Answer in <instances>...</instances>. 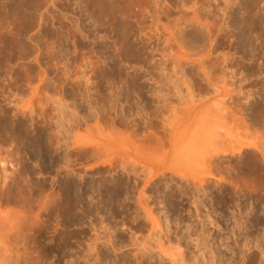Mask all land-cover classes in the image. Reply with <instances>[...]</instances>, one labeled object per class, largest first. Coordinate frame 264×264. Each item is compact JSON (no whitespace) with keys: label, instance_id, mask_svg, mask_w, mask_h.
<instances>
[{"label":"rangeland","instance_id":"obj_1","mask_svg":"<svg viewBox=\"0 0 264 264\" xmlns=\"http://www.w3.org/2000/svg\"><path fill=\"white\" fill-rule=\"evenodd\" d=\"M260 13L264 15V0H0V247H5L4 250L0 248V264H7L9 260V264H26L24 262L26 256L29 259L39 255L41 259L35 264H84L87 258L90 257L88 260L92 261L94 257L91 258V256L98 254H100L99 264L102 262L105 264L106 258L102 257L104 255L107 257L106 260H110V263L107 261V264H115L121 260L126 264L123 258L126 255L124 253L129 254L126 256L128 257L126 258L128 259L127 264H137L142 259L134 262V257L138 256L140 249L146 248V246L149 249L146 248L145 251L152 255H154L152 252H155L157 259L155 255L153 257L149 255L151 258L144 257L146 262L143 260L139 264H183L181 263L182 259L184 264H229L230 262V264H240V256L239 258L235 257V254L237 256V252L243 247L244 240L242 238L246 234L252 237L259 235V231L252 229L251 234H249L245 230L246 222H244L245 225L244 223L242 225L240 223L234 224V218L228 213L231 210L235 211L232 207L229 211L227 210L226 215L222 214L220 209H214L216 212L212 209L215 213L212 212L211 204L213 201L205 198L206 190L207 192L208 189L214 191L217 187L216 184L222 185V188L226 186L227 189L233 187L230 181V186L226 181V178L227 180H231V178L228 179L229 176L223 172H221L222 174L213 172L214 174L211 175L214 177L208 175L209 169H207L208 163L206 161L222 160L219 162L224 166L233 161L231 164L233 165L244 154L250 155L253 152L257 154L258 152L250 147L252 140L256 138L259 140L261 133H263L262 137L264 138V125L259 126L257 124L259 128L262 127L259 129L256 124H251L248 113L244 114L243 110L241 112L242 107L240 105L247 106L257 97L256 91L254 94L252 93L255 88L257 90V87L252 85L254 78L249 77V80L252 78L250 82L241 73L246 72L244 70L246 68L263 63V58L256 55L250 60L246 59L242 50H239L238 43L240 42V33L243 30L251 29L253 31V24L251 26L250 24L254 22V19L256 22ZM261 27L263 28L261 29ZM261 27L260 31L262 32L264 23ZM197 31L203 32L204 37L198 36ZM184 33L193 37L192 42L185 40ZM238 62L241 64L238 65ZM260 69L262 70V67ZM259 76L264 77V70ZM238 89L242 90V94L245 95H240L241 92ZM236 93L240 94L237 95ZM247 94L250 95L244 98ZM240 96L242 97L240 98ZM243 98L247 104L242 101ZM248 98H251V101ZM145 100L147 101L145 102ZM132 103H137L139 107L136 108ZM141 106H143V110ZM207 109L210 110L207 111ZM217 110L222 112V114L219 113V115H223L222 117L216 115L218 114ZM210 112L211 114L215 113V115L212 116ZM225 113L227 114L225 115ZM153 114H156L155 118H153L155 116ZM140 115L143 116L139 117ZM147 115L148 117L151 116L152 119L146 118ZM224 115L226 116L225 119ZM118 116L123 117L124 120L129 118L130 126L128 121L125 122L123 118L122 120L118 119ZM231 116L234 117L233 120L230 118ZM243 116L249 120L246 121L247 123ZM139 118L142 120L151 119L153 122L157 118L156 129L148 128L146 132H144L145 129L144 131L139 129V132L136 131L138 133L136 136L142 132L141 136L144 139L145 134L147 135L149 132L151 134L161 132V134L158 133L159 135L156 133V136H158V140L163 138L162 141L159 140L158 142L157 140V150L162 152L158 151L157 154V150L153 148L154 151L152 152L155 155L151 151H148L150 153L148 155V152L145 151L147 149L144 152L140 150V154L135 155L133 149L137 143L141 142L142 138L138 136L141 139L137 141V137L132 136L135 132L131 135L133 128L130 130V127L133 123L143 126V121ZM226 119L229 120L228 123ZM121 123L123 126L120 125ZM240 124L244 125L243 129ZM245 124H248L247 132L244 130L246 129ZM127 125L129 128L126 127ZM230 126L232 127L230 128ZM160 127H162L161 130ZM109 129L118 133L119 137L112 135L113 132H109ZM242 130L245 133L241 132ZM249 130L253 132L251 133ZM126 131L127 133H125ZM147 131L149 132L147 133ZM236 131L239 132L238 135L243 133L247 139L242 134H240L242 137L238 136ZM41 135L42 137H40ZM128 136L132 141L135 139L133 148L131 146L134 144ZM24 138L26 142H24ZM41 138L45 139L44 142L47 141L46 143L50 147L48 149H51L48 150V154L46 152L45 160L35 155L34 147L25 146L28 144L27 139L29 144L34 145L35 141L38 142L42 140ZM263 140L261 139L260 142L264 143ZM101 141L103 142L101 143ZM223 143L228 145L225 147V150H228L225 151L227 154L223 153L224 147L221 148ZM239 143L240 145L245 144V147L243 146L244 148L240 151L237 150L240 147ZM97 144L104 152L101 151L102 154L100 152L101 155H98V158L94 154V157L91 158L92 156H89L92 154H89L90 150H88L89 152L84 151L83 148L86 150L91 148V145L98 147ZM192 145L194 146L192 147ZM103 146L108 148L104 150ZM213 146L217 147L218 150ZM194 147L195 149H193ZM232 147L236 150L233 154L231 153ZM82 150L88 153L84 155ZM174 150L177 151L173 153ZM210 151L211 153H209ZM53 152L54 154H52ZM64 152L66 156L67 153L70 156H67L69 163L66 161L64 164L66 166L63 169L59 165L63 164L60 159ZM110 153L118 156L123 153L124 156H127L125 160H120L125 158L123 155L120 158L116 156L117 159L114 162L111 158H114L115 155L110 158ZM142 153L147 155L145 154L143 157ZM52 155L53 157H51ZM156 155L162 157L160 156L158 159ZM107 156L110 161H113V164H125L127 168L129 164L130 167L136 165L134 167L138 170L134 167L131 170L129 167L127 170V168L124 167L123 169L119 164L117 166L115 164V168L119 169L118 166L120 170L122 168V173L129 171L130 176L132 171L136 170L138 171L136 173H139L142 178L149 177L150 174L143 176L145 172L142 171L146 170L148 173L147 169L149 168L150 173L152 168L155 169L156 165L159 166L162 172H159V176L155 177L161 180V184H165V187L161 185L163 188L170 186V184L176 185L173 188L177 185L180 186L177 187L180 192L176 188V191L179 192H177L178 195L182 194H180L181 197L177 196V198H181L180 202L179 198L177 200L178 206L181 205L184 211L189 209L190 213L185 211L188 213L186 215L182 211L180 215H177L178 218L173 216V214L178 213L171 211L168 213L167 207H165L167 205L164 202L160 204L158 202L159 197L157 198L156 194L153 196L154 193L151 194L154 189L151 187L152 179L146 185L143 182H141L143 186L142 184L137 185H140L139 189L144 190L143 187L147 189L144 190L146 192L143 196H146V201L144 197L143 202L146 205L144 207H147L146 210L149 212L151 210L150 216L154 219V221L151 219L152 223L147 220L148 218L143 219L141 214V219L138 218L136 223L135 220H133L134 222L131 220L133 218L127 219L128 216L126 217L130 212L139 210L137 203H131L136 200L139 193V190H136L137 186L133 187L134 190L133 188L130 189L129 200H126L127 203H130L127 205L128 207L125 201L122 206L114 207L116 210L121 209V207L123 209L118 214L119 218L118 215L115 217L116 219L110 217L106 211V213L102 212V215L100 213H98L99 215H82L78 220L66 223L68 220L61 222L64 218H60L57 209L56 212L53 210L52 214L49 213L52 211L50 208L55 205H52L53 201L50 198L53 196L57 200V197L60 196L55 197L57 192H60L58 187L60 182L56 183L58 176H61L58 181H64L68 178L65 171H73L72 173L76 178L81 175L84 180L80 177L81 180L78 179L77 181L74 176H70L77 182L81 181L77 184L81 188L86 184V180L97 179L98 175L93 170H101L104 166L99 160L102 158L105 160ZM176 156L181 157L178 159L175 158ZM55 158L57 159L55 160ZM130 158L131 161L133 160L132 162ZM138 163L141 166L139 168ZM117 169L115 170L117 171ZM153 169L152 173L154 172ZM164 173L166 177L171 176V178L165 179ZM215 173L217 174L215 175ZM173 175H176L177 178ZM221 177L225 181L220 180ZM194 179L198 181L196 182ZM200 179L205 180L204 182L201 181V185ZM219 181H222L220 185ZM82 183L84 184L82 185ZM193 183L196 185L195 187ZM148 185L152 190L147 187ZM197 186L198 190H196ZM193 187L195 189L193 191L199 194H195L197 199L191 193ZM184 190L188 191L187 194L190 199L181 192ZM204 190L205 194L202 193ZM201 195L203 197L199 198ZM30 198H32L31 201ZM182 198L187 199L184 201ZM88 200L89 198H84L83 202ZM208 201L211 203L208 204ZM55 202L58 203V201ZM93 203L95 204V200ZM194 203L199 207L197 208ZM130 205L132 207L134 205L136 209L129 208ZM123 206L129 210L127 211ZM185 206L186 209H184ZM131 208L132 210H130ZM77 209L80 211V208ZM245 211L247 210L244 209L243 215L240 213L241 211H236L235 218H238L237 216L240 214L243 216L240 222H243L246 218ZM124 212L125 214H123ZM104 217L105 219H103ZM33 220L35 223L32 222ZM209 221H213V224ZM138 223L139 225H137ZM26 224L33 227L30 228ZM8 225L9 227H6ZM223 228L228 232L224 230L226 232L224 233ZM189 229L191 230L188 231ZM60 230L65 233L66 239L68 238V245L64 250L65 257L64 255L62 257V253L58 250L59 246L55 244L58 238L56 234L60 233ZM219 230L223 232L224 241ZM116 234H121L120 238ZM240 235L244 236L241 237ZM15 236H18L17 239ZM112 237L116 245V247L114 245V250L103 243H107L106 238L112 239ZM30 238L32 240L35 238L34 244L33 241L29 240ZM134 238L137 240L134 241ZM91 244H97L99 247H95V249L98 251L99 248L98 252L101 251L102 254L104 252V255L95 251L94 248L92 249ZM7 245L8 249L12 246L9 249L12 254L9 253L8 249L5 250ZM228 247L234 253L227 249ZM260 248L264 250V241L260 242ZM161 249L164 251L162 252ZM21 250L28 251H22L21 254ZM93 250L95 253L93 252L92 255L89 252ZM135 252H137L136 255ZM157 255L163 256V259L159 260ZM179 256L181 257L180 262L178 261L180 260ZM13 257L17 259L14 260ZM114 257L115 259H113ZM121 257L122 259H120ZM173 257L178 260L172 262L171 258ZM30 263L32 261L30 262L29 259L28 264Z\"/></svg>","mask_w":264,"mask_h":264},{"label":"bare ground","instance_id":"obj_2","mask_svg":"<svg viewBox=\"0 0 264 264\" xmlns=\"http://www.w3.org/2000/svg\"><path fill=\"white\" fill-rule=\"evenodd\" d=\"M261 7V6H260ZM259 10H261V9H259ZM262 11H263V9H262ZM243 12V11H242ZM244 12H246V11H244ZM249 17V16H248ZM245 18V17H244ZM247 18V17H246ZM245 21V20H244ZM262 23H264V15L263 14H261L260 13V17L258 16V18L256 19V22H255V19H254V22L252 23L251 22V24H250V26L253 24V26L252 27H254V29H253V31L251 30V29H248V27H246L248 30H241L242 32L240 33V35L241 36H239L240 38H239V41L240 42H238L239 43V50L241 51L242 50V52H243V55L246 57V59H248V60H250V59H252V58H254L256 55H258V56H261L262 58H263V63L261 62H259L260 64H258V65H254L255 67H249V68H246V69H244V70H246V72H245V74H244V72L243 73H241V74H243L244 76H245V78L247 77V79L249 80V77H253L254 79L252 80V78H251V80H252V85H254V86H256L257 87V90H256V88H255V90H253V94H254V91H256L255 92V94L257 95V97H255L254 98V100H250L249 98V100L251 101V103H249L247 106H245V108H243L244 106H243V104H240L241 103V100H240V105H241V107L243 108H241V112H242V110H243V112H244V114L246 113H248V117H249V120H251L250 122H251V124H258L259 126L261 125H264V77H261V76H259L260 74H261V71H263L264 70V37H263V31L264 30H262V32L260 31V27L262 26ZM246 26H248V25H246ZM246 28H244V29H246ZM250 28V27H249ZM263 27H261V29H262ZM198 33L197 34H199L198 36H200L201 38L202 37H204V35L205 34H203V32H199V31H197ZM195 33V32H194ZM238 34V33H237ZM236 35V34H235ZM184 37H185V40H188V41H190V42H192L191 40L193 39V37L191 36V35H189V34H187V33H184V35H183ZM194 36V35H193ZM196 39V38H195ZM207 40V39H206ZM238 40V39H237ZM237 43V42H236ZM213 45V44H212ZM242 55V56H243ZM255 60V59H254ZM238 61V60H237ZM251 62H253V61H251ZM255 62V61H254ZM235 63V62H234ZM246 63V62H245ZM247 63H248V61H247ZM249 63H250V61H249ZM238 65H240L241 64V62H238L237 63ZM237 67V66H236ZM262 67V70L260 69ZM243 69V68H242ZM241 71V70H240ZM243 71V70H242ZM234 72V71H233ZM236 72V71H235ZM232 73V72H231ZM230 74V73H229ZM235 75V74H234ZM263 75V74H262ZM236 76V75H235ZM240 76V75H239ZM243 76V77H244ZM232 77V76H231ZM236 78H237V76H236ZM234 79V78H233ZM239 79V78H238ZM207 80V79H206ZM232 80V79H231ZM247 80V81H248ZM251 80H249L250 82H251ZM211 81V80H210ZM239 81H241V79H239ZM244 81H245V79H244ZM232 82H233V80H232ZM243 82V81H242ZM245 83V82H244ZM245 85V84H244ZM237 86H238V84H237ZM240 86V85H239ZM250 86V85H249ZM212 87V86H211ZM247 87V86H246ZM236 88V87H235ZM239 88V87H238ZM239 90V89H238ZM248 90V89H247ZM239 92H241V94L240 93H236L237 95H245V94H242L243 93V91L241 90H239ZM251 94V93H250ZM250 94H247L246 96H244V98H247V96L248 95H250ZM72 96V95H71ZM141 96V95H140ZM156 96V95H155ZM139 97V96H138ZM158 97V96H157ZM242 96H240V98H241ZM71 98V97H70ZM153 98V97H152ZM156 98V97H155ZM243 98V99H244ZM141 99V98H140ZM139 99V100H140ZM144 99H145V97H144ZM154 99V98H153ZM152 99V100H153ZM239 99V98H238ZM248 99H246V100H248ZM253 99V98H252ZM149 100V99H148ZM151 100V101H152ZM158 100V99H157ZM156 100V101H157ZM138 101V100H137ZM141 101V100H140ZM147 100H145V102H146ZM154 101V100H153ZM162 101V100H161ZM242 101H245V99L244 100H242ZM136 102V101H135ZM144 102V103H145ZM227 102V101H226ZM249 102V101H248ZM234 103V102H233ZM242 103H244V102H242ZM245 103H246V101H245ZM133 104V103H132ZM131 104V105H132ZM160 104V103H159ZM221 104V103H220ZM247 104V103H246ZM133 105H135V107L137 108V107H139L138 106V104L137 103H134ZM137 105V106H136ZM142 105H144V104H142ZM234 105V104H233ZM239 105V106H240ZM145 106H146V103H145ZM169 106H170V104H169ZM221 106V105H220ZM143 106H141V109L143 110V108H142ZM155 107V106H154ZM156 107H157V104H156ZM155 107V108H156ZM222 107V106H221ZM237 107V106H236ZM166 108V107H165ZM224 108V107H223ZM235 109V108H234ZM133 110V109H132ZM135 110V109H134ZM138 111L140 110V109H137ZM157 110V109H156ZM208 110H210V109H207V111ZM220 110V109H219ZM224 110V109H223ZM226 110V109H225ZM152 111V110H151ZM158 111V110H157ZM218 111V110H217ZM222 111V110H221ZM236 111H237V109H236ZM130 112V111H129ZM133 112V111H132ZM142 112H144V111H142ZM142 112H139V113H142ZM148 112V111H147ZM160 112V111H159ZM226 112V111H225ZM235 112V111H234ZM136 113V112H135ZM151 113V112H150ZM214 113V112H213ZM219 113H221L222 114V112H219L218 111V114H216V115H219ZM233 113V112H232ZM145 114H146V112H145ZM210 114H211V112H210ZM220 114V115H221ZM227 113H225V115H226ZM238 114V113H237ZM240 114V113H239ZM243 114V113H242ZM259 114V115H258ZM137 115V114H136ZM144 115V114H143ZM142 115V116H143ZM150 115H152V114H150ZM153 115H155V116H153V118H155L156 117V114H153ZM212 116H214L215 115V113L214 114H211ZM219 115V116H220ZM224 115V119H225V116ZM123 116V115H122ZM126 116H128V115H126ZM130 116V115H129ZM141 115L139 116V117H142ZM145 116V115H144ZM162 116V115H161ZM223 115H221V117H222ZM235 116V115H234ZM239 116H241V115H239ZM137 117V116H136ZM148 117V115L146 116V118ZM158 117H159V113H158ZM244 117V116H243ZM115 118V117H114ZM123 118V117H122ZM122 118L121 117H119L118 116V119H121L122 120ZM144 118V117H143ZM148 118H151L152 119V117L150 116V117H148ZM214 118V117H213ZM230 118H232V120H233V116H231ZM239 118V117H238ZM237 118V119H238ZM245 118V117H244ZM244 118H243V120H244ZM129 119V118H128ZM128 119L126 118V120H124V118H123V120L126 122V121H128ZM140 119V118H139ZM151 119H144V120H142V119H140V120H142L143 121V126H141V124H135V123H133V124H131V127H130V130H131V128H133L132 130H131V135L135 132V134L134 135H132L133 137H135L136 136V134H138L136 131H140L141 129L144 131V129H145V131L144 132H146V129H150V128H154V129H156L157 127V118H156V123H155V121L153 122V120H151ZM242 119V118H241ZM115 120V119H114ZM159 120V119H158ZM167 120V119H166ZM226 120H228V119H226ZM236 120V119H235ZM242 120V121H243ZM249 120H247L246 118H245V122L246 121H249ZM117 121V120H116ZM120 121V120H119ZM123 121V122H124ZM218 121V120H217ZM225 121V120H224ZM231 121V120H230ZM241 121V120H240ZM111 122V121H110ZM112 122H113V120H112ZM111 122V123H112ZM118 122V121H117ZM116 122V123H117ZM122 122V123H123ZM124 122V123H125ZM160 122V121H159ZM165 122H167V121H165ZM222 122V121H221ZM229 122V120L227 121V123ZM244 122V123H245ZM122 123L120 124V125H122ZM155 123V124H154ZM160 123H162V122H160ZM233 123V122H232ZM247 123V122H246ZM115 124V123H114ZM113 124V125H114ZM119 124V123H118ZM125 124H127V123H125ZM130 123H129V121H128V125H129ZM230 124V123H229ZM110 125V124H109ZM128 125L126 126V127H128ZM161 125V124H160ZM246 126H245V128L246 129H244V130H246V132L248 131V124H245ZM257 125V126H258ZM123 126V125H122ZM130 126V125H129ZM138 126V127H137ZM162 126H163V124H162ZM167 126H168V124H167ZM235 126V125H234ZM240 126H242L241 128L243 129V126L244 125H241L240 124ZM240 126H239V128H240ZM259 126H258V128H259ZM125 127V128H126ZM164 127H165V125H164ZM232 126H230V128H231ZM236 127V126H235ZM252 127V126H251ZM254 127H255V125H254ZM253 127V128H254ZM118 128V127H117ZM129 128V127H128ZM158 128H159V126H158ZM161 128L162 127H160V130H161ZM229 128V129H230ZM237 128V127H236ZM260 128H262V127H260ZM259 128V129H260ZM263 128H264V126H263ZM11 129V128H10ZM116 129V127L114 128V130ZM120 129V128H119ZM140 129V130H139ZM165 129V128H164ZM249 129H251V128H249ZM257 129V128H256ZM256 129H252L253 131H255ZM126 130H129V129H126ZM141 130V131H142ZM167 130V129H166ZM155 131H159V130H155ZM240 131V130H239ZM249 131H251V130H249ZM253 131H251V133L253 132ZM257 131V130H256ZM7 132V131H6ZM12 132V131H11ZM109 132H113L112 133V135H118V137H119V134L118 133H116V132H114L113 130L111 131V129H109ZM108 132V133H109ZM149 131H147V133H148ZM153 132V131H152ZM232 132V131H231ZM230 132V133H231ZM241 132H243V130L241 131ZM260 132H262V131H260ZM264 132V131H263ZM115 133V134H114ZM125 133H127V131L125 132ZM158 133H160L161 134V132H154V133H152L151 134V132H149V134H145V136H144V139H143V136H141V134H142V132L141 133H139V135H137L136 137V139H137V141H139L141 138H142V140H141V142H139V143H137V145H136V147H134L135 146V144H134V141H135V139H134V141H132L131 139H130V133H129V139H130V141H132V144H134L133 146H131V148H133L134 147V149L136 148V151L133 149V151L135 152V155L137 154L138 155V153L140 152V150H141V152H144V150L145 149H147V150H145L146 152H152V151H154L153 150V148H155L156 150L158 149V147H157V143L159 142V140H161L162 141V139H159L158 140V136H156ZM163 133V132H162ZM236 133H237V135H238V133L239 132H237L236 131ZM243 133H245V132H243ZM243 133H240V134H242L243 135ZM44 134V133H43ZM164 134V133H163ZM239 134V135H240ZM248 134V133H247ZM262 134L263 133H261V134H259V136L261 135V137L259 138V140L257 139H253L252 140V143H251V145L252 146H250V147H253L258 153L256 154V153H254L253 152V154L251 153L250 155H245L244 154V156H240V158H239V160H236V163L235 164H233V165H231L232 164V162L233 161H231V164H227V166H224L222 163H220L219 161H222V160H217L216 159V161L214 162V161H209V162H207L206 161V163H208V167H207V169H209L206 173L208 174V175H210L211 177H214V176H212L211 174H214L213 172H223V174L225 173V174H227L228 176V179L229 178H231V180H227V178H226V181H228V183H229V181L232 183H229V186H230V184L232 185V189L231 188H226V186L225 185H223V186H225V188L223 187L222 188V185L221 186H218V184H216V190L214 189V191L213 190H209L208 189V192H207V190H206V194L204 193L205 192V190L204 191H202V193H204L205 194V198H209V200L210 201H213V203L211 204L212 205V207H211V210L213 209H220L222 212H220V213H222V214H224V215H226L225 213H227V210L229 211V209H231L230 207H232L235 211H233V210H231V212H228L229 214H230V216L231 217H233L234 218V224H238V223H240L241 225L244 223V222H246V225H245V223H244V225L246 226L245 228V230H246V232L247 233H249V234H251V230L252 229H256V230H258L259 232V235L257 236V235H253V237L252 236H250V235H248V234H246L245 236H244V238H242L243 240H244V243H243V247L242 248H240L241 250L239 251V252H237V250H235L236 252H237V256H236V254H235V257H238L239 258V256H240V260H239V262H240V264H264V250L263 249H261L260 248V242L261 241H264V201H263V199H264V143L263 142H260L261 141V139L263 140L264 138L262 137ZM19 135V134H18ZM22 135V134H21ZM20 135V136H21ZM24 135V134H23ZM109 135V134H108ZM111 135V134H110ZM128 135V134H127ZM127 135H126V137H127ZM143 135H144V133H143ZM159 135V134H158ZM238 135V136H239ZM251 135V134H250ZM255 135V134H254ZM138 136H140V137H138ZM226 136V135H225ZM243 136H245V135H243ZM247 136H249V134L247 135ZM258 136V135H257ZM23 137V136H22ZM40 137H42V135L40 136ZM163 137V136H162ZM240 137H242L241 135H240ZM246 137V136H245ZM245 137H243V138H245ZM251 137H252V135H251ZM35 138V137H34ZM107 138V137H106ZM112 138V137H111ZM132 138V137H131ZM160 138H161V136H160ZM242 138V139H243ZM42 139V138H41ZM51 139V138H50ZM108 139V138H107ZM116 139H117V136H116ZM128 139V138H127ZM133 139V138H132ZM165 139V138H164ZM241 139V138H240ZM246 139H247V137H246ZM23 140V139H22ZM38 140H40V139H38ZM43 140H45L44 138L42 139V140H40V141H38V142H36L35 140V144H34V142H33V144L34 145H32V143L31 144H29V140L27 139V141H28V144H25V146H31V147H34L35 149H34V152H35V155H37V157H39V158H42L43 160H45V156H46V152H47V154H48V152L51 150H49L48 148H50L49 147V144L48 143H46L47 141H43ZM121 140V139H120ZM157 140H158V142H157ZM215 141H217V140H215ZM219 141H220V139H219ZM251 141V140H250ZM264 141V140H263ZM21 142V141H20ZM24 142H26V139L24 138ZM103 141H101V143H102ZM106 142V141H105ZM164 142V141H163ZM23 143V142H22ZM131 143V142H130ZM131 144V145H132ZM218 144V143H217ZM217 144H215V145H217ZM222 144V143H221ZM220 144V145H221ZM224 144V143H223ZM20 145H21V143H20ZM51 145V144H50ZM96 145V144H95ZM95 145H91V148H87L86 150H85V148H83V147H79V148H83L84 149V151H88V150H90V152H89V154L90 153H92V154H90L89 156L91 157V158H93L94 156L96 157V158H98V155L100 156L101 154H102V152H104L103 151V149L101 148V150H100V148H99V146L100 145H98L97 144V146L98 147H96ZM104 145V144H103ZM107 145V144H106ZM163 146H165L164 144H162ZM214 145V146H215ZM239 145H240V143H239ZM245 144L243 143V145H240V147H238L237 148V150H242V148H244L245 146H244ZM249 145V144H248ZM248 145H246V146H248ZM54 146V145H53ZM95 146V147H94ZM105 146V145H104ZM104 146H103V148H104ZM162 146V147H163ZM194 145H192V147H193ZM213 146V148H217V147H214ZM226 146H228V145H223L221 148H223L224 147V151H223V153L225 152V151H228V150H225V147ZM230 146H232V145H230ZM244 146V147H243ZM52 147V146H51ZM56 147V146H55ZM120 147V146H119ZM157 147V148H156ZM178 147H180V146H178ZM185 147V146H184ZM27 148H29V147H27ZM99 148V149H98ZM106 148H108V147H105L104 148V150L106 149ZM121 148V147H120ZM163 148H165V147H163ZM183 148V147H182ZM186 148V147H185ZM229 148V147H228ZM80 149V150H81ZM148 149H151V150H148ZM184 149V148H183ZM190 149V148H189ZM193 149H195V147L193 148ZM232 154H233V152H235L236 150H235V148H233L232 147ZM49 150V151H48ZM54 150V149H53ZM139 150V151H138ZM186 150V149H185ZM211 150H213L212 148H211ZM215 150V149H214ZM216 150H218V148L216 149ZM215 150V151H216ZM230 150V149H229ZM55 151V150H54ZM83 151V150H82ZM83 151V152H84ZM102 151V152H101ZM158 151H161V150H157V154H158ZM175 151H177V150H174L173 151V153L175 152ZM182 151V150H181ZM180 151V152H181ZM184 151V150H183ZM187 151H189V150H187ZM56 152V151H55ZM82 152V153H83ZM87 152V153H88ZM100 152H101V154H100ZM109 152V151H108ZM123 152V151H122ZM137 152V153H136ZM147 153L148 155H150V153ZM162 152V151H161ZM160 152V153H161ZM179 152V151H178ZM217 152V151H216ZM215 152V153H216ZM221 152H222V150H221ZM87 153H85L84 152V155H86ZM114 153H116V152H114ZM112 154V153H110L111 155H109L110 156V158L111 157H113V155H115V159L114 158H111L113 161L114 160H116L117 159V157L116 156H118V155H116V154ZM124 153V152H123ZM121 154V155H123L124 156V154ZM153 153V155H155V153L154 152H152ZM159 153V154H160ZM172 153V154H173ZM187 153V152H186ZM191 153V152H190ZM189 153V154H190ZM209 153H211V151L209 152ZM208 153V154H209ZM219 154H220V152H218ZM226 153V152H225ZM224 153V154H225ZM52 154H54V152L52 153ZM93 154H94V156H93ZM105 154V153H104ZM120 154V153H119ZM140 154V153H139ZM143 154V153H142ZM141 154V155H142ZM146 154V153H145ZM145 154H143L142 156L144 157L145 156ZM146 154V155H147ZM188 154V155H189ZM217 154V153H216ZM215 154V155H216ZM222 154V153H221ZM227 154V153H226ZM51 155V154H50ZM59 155V154H58ZM70 156V154H68L67 153V156ZM108 155V154H107ZM118 156L119 158L120 157H123V156ZM126 155V154H125ZM136 155V156H137ZM141 155H139V156H141ZM175 155V154H174ZM177 155V154H176ZM240 155H242V154H240ZM56 156V155H55ZM66 156V154H65V152L64 153H62V155H61V159L60 160H62V162H63V164L61 165H59V167L60 168H63L64 169V166H66V165H64L65 164V162L67 161V160H69V159H67L68 157ZM127 156V155H126ZM126 156H124L125 158L123 159V158H121L120 160H125L126 159ZM141 156V157H142ZM157 156V155H156ZM161 155H159V157H160ZM183 156V155H182ZM218 156V155H217ZM228 156V155H227ZM47 157L49 158V156L47 155ZM51 157H53V155L51 156ZM58 157V156H57ZM60 157V156H59ZM108 157V156H107ZM105 158V160L102 158L101 160H99L100 162H101V164L104 166L101 170H93V171H96V173H97V179L96 180H89V181H87L86 180V184H84V183H82V185L84 184V186L83 187H78V183H80V182H77L78 181V179L81 177L82 178V176L81 175H79V177H75L74 175H73V171L72 172H67V171H65V174H66V177H68L66 180H62V181H58L59 180V178L61 179V176H58V180H56V183L58 182H60L59 183V188H60V192H57V195L55 196V197H57L58 195H60L59 197H57L58 199L56 200V199H54V197L52 198H50V200H52L53 201V203H52V205L53 204H55L54 206L56 207H54L53 206V208H50V210H52V211H50L49 213H53L54 211L56 212V209L58 210L57 211V214H59V216H61L60 218H64L63 220H61V222H65L64 220H68V221H66V223H71V222H73V221H75V220H78V218H80L82 215H88V214H91V215H93V214H96V215H99L98 213H100V215H102L103 213H106V211H108V213H109V216L110 217H112V218H115L118 214H120L121 213V209H122V207H121V209H115L114 207L115 206H118V207H120V206H122L123 205V202L125 201V204L127 203V201L129 200V194H130V189H132L133 187H135V186H137L138 184H142L141 182H143L145 185L147 184V183H149V181L151 180V187H152V189H153V191H151V194L152 193H154L153 194V196L156 194V197L158 198L159 197V200H158V202L160 203V204H163V203H161V202H164V204L165 205H167V206H165V207H167V210H168V213H169V211H171V212H173V213H178V214H173V216H177V215H180V213L182 212V211H184L183 210V208H181V205H179L178 206V204H179V202L181 201V198H179L180 200H179V202L177 203V200H178V198H177V196H180V194L178 195V193L180 192V189L179 188H177V187H180V186H178L177 185V187H174L173 188V186H176V185H171L170 184V186H168V187H166V188H163V186L165 187V184H161L160 182H161V180L159 179V178H157V177H155V176H157L158 175V173L159 172H162L161 171V168L159 167V166H157L156 164V167H155V169H153L151 166H150V168H152L153 170H154V172L152 173V169H151V172L149 173V168L147 169V172L148 173H146V170L145 171H142V172H145L144 174H143V176H145L146 174L147 175H149V177H143L142 178V176L139 174V173H136V172H138V171H136V170H138L136 167H134V166H136V165H134L133 167H134V169L136 168V170L135 171H132L133 173H131L132 175L130 176V172L129 171H127L128 170V168L131 166L130 164H129V167L127 168L126 166H125V164H122L123 162H120L122 165H120L119 163V166L120 167H123V169H124V167H125V169L127 168V172L126 173H124V171H123V173H122V168H121V170H120V167L118 166V168L119 169H117V168H115L118 164L117 163H112L113 161H110V158L108 157V158ZM129 157V156H128ZM128 157H127V159H128ZM149 157V156H148ZM158 156H157V158L158 159H160ZM162 157V156H161ZM179 158L181 157V156H178ZM177 156L175 157V158H178ZM210 157H211V159H212V156L210 155ZM216 157V156H215ZM84 158V157H83ZM149 158H151V157H149ZM178 158V159H179ZM208 158V157H207ZM226 158V157H225ZM50 159H52V158H50ZM57 158H55V160H56ZM71 159V158H70ZM210 159V158H209ZM54 160V159H53ZM58 160H59V158H58ZM57 160V161H58ZM95 160V159H94ZM119 160V159H118ZM118 160H117V162H118ZM177 160V159H176ZM49 161V160H48ZM71 161V160H70ZM73 161V160H72ZM98 161V160H97ZM130 161H131V158H130ZM133 161V160H132ZM131 161V162H132ZM171 162H172V160H170ZM174 161V160H173ZM43 162V161H42ZM61 162V161H60ZM68 162V161H67ZM115 162V161H114ZM129 162V161H128ZM130 162V163H131ZM171 162H169V163H171ZM214 162V163H213ZM50 163V162H49ZM59 163V162H58ZM69 163V162H68ZM72 163V162H71ZM70 163V164H71ZM97 163V162H96ZM135 163H137V162H135ZM224 163V162H223ZM230 163V162H229ZM51 164V163H50ZM49 164V165H50ZM112 164H113V166H112ZM115 164H116V166H115ZM212 165V166H210V165ZM223 166H222V165ZM97 165V164H96ZM137 165H139L138 166V168L139 167H141L140 166V164L138 163ZM207 165V164H206ZM226 165V164H225ZM51 166V165H50ZM53 166H55V165H53ZM146 166V165H145ZM58 167V168H59ZM133 167H130V169L129 170H131V168H133ZM149 167V166H148ZM169 167V166H168ZM50 168V167H49ZM51 168H52V166H51ZM57 168V167H56ZM57 168V169H58ZM59 168V169H60ZM66 168V167H65ZM115 169H117V171L115 170ZM133 169V170H134ZM67 170V169H66ZM72 170V169H71ZM118 170H120V171H118ZM169 170V169H168ZM64 171V170H63ZM62 171V174H64V172ZM70 171V170H69ZM167 171V170H166ZM51 172V171H50ZM56 172V171H55ZM141 172V171H140ZM142 172H141V174H142ZM164 172V171H163ZM86 173V172H85ZM84 173V174H85ZM95 173V172H94ZM174 173V172H173ZM172 173V174H173ZM75 174V173H74ZM84 174H82L83 176H84ZM107 174V175H106ZM160 174V173H159ZM175 174V173H174ZM206 174V175H207ZM217 173H215V175H216ZM222 174V173H221ZM58 175V174H57ZM161 175H162V173H161ZM161 175H160V177H161ZM163 175H165V173L163 174ZM177 175V174H176ZM176 175H173L174 177L176 176ZM219 175V174H218ZM70 176H74V178H76L77 179V181H76V179H74V178H71ZM159 176V175H158ZM173 176H172V180H173ZM85 177V176H84ZM141 177V178H140ZM169 178H171V176H168ZM168 177H166V175H165V179L167 178V180H168ZM209 177V176H208ZM216 177V176H215ZM91 178H93V177H91ZM175 178H177V177H175ZM174 178V179H175ZM204 178V177H203ZM219 178V177H218ZM63 179H64V176H63ZM83 179V178H82ZM89 179V178H88ZM79 180H81V179H79ZM84 180V179H83ZM163 180V179H162ZM195 180V179H194ZM208 180V179H207ZM220 180H222V181H225V179H223L222 177H221V179ZM54 181H55V179H54ZM196 181V180H195ZM198 181V180H197ZM196 181V182H197ZM200 181V185H201V181H205V180H203V179H200L199 180ZM218 181V180H217ZM222 181H219V185L221 184V182ZM168 182V181H167ZM178 182V181H177ZM194 182V181H193ZM208 182V181H207ZM55 183V184H56ZM169 183V182H168ZM171 183H174V182H171ZM212 183H214V182H212ZM224 183V182H223ZM51 185H52V183H50ZM54 184V185H55ZM167 184V183H166ZM179 184V183H178ZM194 184V183H193ZM204 184V183H203ZM49 185V184H48ZM81 185V184H80ZM144 185V186H145ZM161 185H163V186H161ZM168 185V184H167ZM182 185H183V183H182ZM181 185V186H182ZM198 185V184H197ZM214 185V184H213ZM212 185V186H213ZM228 185V184H227ZM31 186V185H30ZM142 186H143V184H142ZM184 186V185H183ZM194 187L196 186L195 184L193 185ZM211 186V185H210ZM228 186V187H229ZM37 187V186H36ZM42 187V186H41ZM57 187V188H58ZM138 187H140V185L139 186H137V188ZM147 187H149V185L147 186ZM151 187H149L150 189H151ZM185 187V186H184ZM191 187V186H190ZM194 187L193 188H191L192 189V192L191 193H193L194 195L195 194H198V193H195L194 191H195V189H194ZM204 187V186H203ZM209 187V186H208ZM207 187V188H208ZM214 187V186H213ZM56 188V187H55ZM136 188V190L138 191L139 190V193H138V195H137V197H136V200H134V202H131V203H137V206H139V210H140V208H141V210H142V212H141V210L139 211L138 209H136L137 208V206H136V204H134L135 206H136V208H134L135 206L133 205V207L130 205L129 206V208L130 207H132V208H134V209H136V210H134L131 214L129 213L128 215H126V217H127V219L130 217V219L131 218H133V219H131L132 221L133 220H135V223H136V220L139 218V219H141V216H140V214L143 216L142 218L143 219H147V220H150L151 221V223H152V220L151 219H153L151 216H150V212H151V210H150V212H149V210H146L147 209V207L145 208L144 206H146V205H144V200L146 201V196H143V194H145L144 192H146V191H144V190H147V189H145L144 187H143V189L144 190H142V189H137ZM148 188V190H150ZM176 188L177 189H179V192L178 191H176ZM186 188H188V187H186ZM151 189V190H152ZM183 189V188H182ZM189 189V188H188ZM188 189H186V190H188ZM193 189H194V191H193ZM203 189V188H202ZM201 189V190H202ZM204 189H206V188H204ZM236 189H238L237 191H236ZM39 190V189H38ZM133 190H134V188H133ZM133 190H132V192H133ZM141 190V191H140ZM186 190H184V191H181L184 195L186 194V196H187V198L188 199H190L188 196V191H186ZM196 190H198V186H197V189ZM200 190V191H201ZM58 191H59V189H58ZM200 191H198V192H200ZM136 192V191H135ZM134 192V193H135ZM148 192V191H147ZM178 192V193H177ZM243 192V193H242ZM54 193V192H53ZM52 193V194H53ZM59 193V194H58ZM133 193V194H134ZM149 193V192H148ZM201 194V193H200ZM135 195V194H134ZM146 195H147V193H146ZM182 195V194H181ZM199 195V194H198ZM131 196H133L132 194H131ZM136 196V195H135ZM134 196V197H135ZM197 195H195L194 197H196ZM145 197V198H144ZM181 197V196H180ZM203 197V195H201L199 198H202ZM29 198V197H28ZM84 198H89V200L87 201V202H85L86 201V199H85V203L83 202V200H84ZM131 198V197H130ZM143 198H144V200H143ZM184 198V197H183ZM182 198V199H183ZM187 198H185V199H187ZM205 198H203V199H205ZM31 199L32 198H30V201H31ZM128 199V200H127ZM135 199V198H134ZM150 199V198H149ZM185 199H183L184 201H185ZM196 199H197V197H196ZM49 200V201H50ZM58 201V203H56L55 201ZM95 200V204L93 203V201ZM127 200V201H126ZM157 200H155V201H157ZM183 200H182V202H183ZM208 200V199H207ZM48 201V202H49ZM51 201V202H52ZM198 201V200H197ZM200 202H201V200H199ZM158 202H156V203H158ZM192 202H194L193 200H192ZM98 203H100V204H98ZM158 203V204H159ZM211 203V202H210ZM209 203V201H208V204H210ZM58 204V205H57ZM94 204V205H93ZM117 204V205H116ZM128 204H130L129 202L126 204V206L128 205ZM159 204V205H160ZM182 204V203H181ZM195 204V203H194ZM200 204V203H199ZM198 204V205H199ZM207 204V203H206ZM57 205V206H56ZM184 205V204H183ZM185 205H186V203H185ZM196 205V204H195ZM163 206V205H162ZM209 206V205H208ZM124 208H125V206H123ZM128 207V206H127ZM126 207V208H127ZM184 207V206H183ZM196 207H197V205H196ZM199 207V206H198ZM197 207V208H198ZM77 208H80V211H78L79 209H77ZM125 208V209H126ZM129 208H128V210H129ZM132 208L130 209V210H132ZM188 208V207H187ZM195 208V207H194ZM149 209V208H148ZM184 209H186V206H185V208ZM196 209V208H195ZM244 209L245 210H247V211H245L246 212V218H245V220L243 221V222H240L241 221V219H242V217L243 216H240V214H239V216H237L238 218H235V215H236V211L238 212V211H241L240 213H242L243 211H244ZM54 210V211H53ZM123 210V209H122ZM127 210V209H126ZM127 210V211H128ZM166 210V209H165ZM212 210V212H214ZM243 210V211H242ZM125 211V210H124ZM186 211V210H185ZM184 211V212H185ZM196 211H198V210H196ZM103 212V213H102ZM126 212V211H125ZM125 212L123 213V214H125ZM186 212H189V209H188V211H186ZM185 212V213H186ZM216 212V211H215ZM214 212V213H215ZM102 213V214H101ZM142 213H144V214H142ZM184 213V214H185ZM190 213V212H189ZM196 213V212H195ZM122 214V215H123ZM188 213H186V215H187ZM54 215H56V214H54ZM131 215H133L132 217H131ZM182 215H183V213H182ZM181 215V216H182ZM190 215V214H189ZM224 215H222V216H224ZM242 215H243V213H242ZM57 216V215H56ZM59 216H57V217H59ZM95 216V215H94ZM104 216V215H103ZM105 216H107V215H105ZM108 216V217H109ZM121 216V215H120ZM168 216V215H167ZM210 216V215H209ZM219 216V215H218ZM230 216H229V218H230ZM57 217H55L56 219H57ZM102 217V216H101ZM122 217V216H121ZM184 217V216H183ZM207 218H208V216H206ZM220 217V216H219ZM241 217V218H240ZM107 218V217H106ZM118 218H119V215H118ZM123 218H125L124 216H123ZM176 218H178V216L176 217ZM187 218V217H186ZM221 218V217H220ZM227 218V217H226ZM229 218H227V219H229ZM233 218H231V219H233ZM102 219V218H101ZM103 219H105V217L103 218ZM102 219V220H103ZM116 219V218H115ZM175 219V218H174ZM182 219V218H181ZM178 220V219H177ZM179 220H180V218H179ZM184 220H185V217H184ZM183 220V221H184ZM226 220V219H225ZM35 220H33L32 222H34ZM59 221V220H58ZM140 222H141V220H139ZM143 221V220H142ZM153 221H154V219H153ZM102 222V221H101ZM134 222V221H133ZM182 222V221H181ZM206 222H207V220H206ZM210 222V221H209ZM208 222V223H209ZM217 222V221H216ZM233 222V221H232ZM35 223V222H34ZM143 223H145V221H143ZM157 223V222H156ZM208 223H207V225H208ZM211 224H213V221L212 222H210ZM209 223V224H210ZM226 223H229V222H226ZM29 224V223H28ZM141 224V223H140ZM214 224H216L215 222H214ZM27 225V224H26ZM25 225V226H26ZM31 225V224H30ZM35 225V224H34ZM137 225H139V223L137 224ZM144 225V224H143ZM11 226V225H10ZM27 226H29V225H27ZM36 226V225H35ZM158 226V225H157ZM226 226V225H225ZM224 226V227H225ZM237 226V225H236ZM6 227H9V225L8 226H6ZM30 227V226H29ZM33 227V226H32ZM32 227H30V228H32ZM155 227H156V225H155ZM232 227V226H231ZM14 228V227H13ZM22 228V227H21ZM218 228V227H217ZM6 229H8V228H6ZM28 229V228H27ZM151 229L153 230V228H152V226H151ZM187 229V228H186ZM222 229V228H221ZM220 229V230H221ZM243 229V228H242ZM16 230V229H15ZM29 230H31V229H29ZM28 230V231H29ZM191 229H189L188 231H190ZM219 230V232H221ZM224 228H223V232H224ZM244 230V229H243ZM242 230V231H243ZM8 231H9V229H8ZM12 231V230H11ZM22 231V230H21ZM37 231V230H36ZM62 230H60V233H58V234H56L57 236H58V238H57V240H56V242H55V244L57 245V246H59V249L58 250H60V252L62 253L61 255H62V257H63V255L65 254V252H64V250H65V248L67 247V245H68V238L66 239V236H65V233L62 231ZM112 231H114V230H112ZM187 231V232H188ZM226 231V230H225ZM17 232V231H16ZM23 232V231H22ZM223 232H221V234L220 235H222L223 234ZM226 232H228V231H226ZM226 232H224V233H226ZM239 232V231H238ZM7 233H9V232H7ZM13 234H14V232H12ZM26 233V232H25ZM28 233V232H27ZM30 233V232H29ZM112 233V232H111ZM110 233V234H111ZM209 233V232H208ZM241 233V232H240ZM256 233V232H255ZM12 234V235H13ZM16 234V233H15ZM24 234V233H23ZM182 234V233H181ZM207 234V233H206ZM239 234V233H238ZM242 234V233H241ZM253 234V233H252ZM19 235V234H18ZM29 235V234H28ZM30 235H31V233H30ZM117 235V234H116ZM118 235H119V237H118ZM117 235V237L118 238H120V235L121 234H118ZM219 235V234H218ZM217 235V236H218ZM24 236V235H23ZM33 236V235H32ZM152 236V235H151ZM184 236V235H183ZM223 236V235H222ZM226 236V235H225ZM238 236V235H237ZM241 236V235H240ZM243 236H241V237H243ZM4 237V236H3ZM14 237V236H13ZM17 237L18 236H15V238L17 239ZM21 237V236H20ZM36 237V236H35ZM111 237V236H110ZM206 237H207V235H206ZM7 238V237H6ZM108 238V237H107ZM106 238V242L107 243H105V242H103L104 244H106L107 245V247H108V245H109V247H111V249L112 250H114V248L116 247V245H115V242H113L114 240H113V237H112V239H107ZM228 238V237H227ZM5 239V238H4ZM15 239V241H17ZM35 239V238H34ZM34 239L32 240L31 238L29 239V240H31V242L33 241V244L35 243L34 242ZM96 239H97V237H96ZM99 239V238H98ZM133 238H131V240H132ZM176 239V238H175ZM222 239H223V241H224V236L222 237ZM221 238H220V240H222ZM23 240V239H22ZM28 240V239H27ZM108 240V241H107ZM135 240H137L136 238H134V241ZM178 240V239H177ZM5 241H6V239H5ZM4 241V242H5ZM10 241V240H9ZM8 241V242H9ZM19 241V240H18ZM24 241H26V240H24ZM37 241V240H36ZM133 241V240H132ZM179 241V240H178ZM2 242H3V240H2ZM26 242H28V241H26ZM25 242V243H26ZM50 242V241H49ZM235 242V241H234ZM30 243V242H29ZM102 243V242H101ZM180 243V242H179ZM224 243V242H223ZM32 244V245H33ZM99 244V243H98ZM133 244V243H132ZM159 244V243H158ZM225 244H227V243H225ZM9 245H11V244H9ZM13 245V244H12ZM15 245H16V242H15ZM22 245V244H21ZM92 245V244H91ZM94 245V244H93ZM93 245L91 246L92 247V249L94 248L95 249V247L97 248V247H99L97 244L96 245H94V247H93ZM99 245H101V244H99ZM114 245H115V247H114ZM141 245H144V244H141ZM140 245V246H141ZM223 245V244H222ZM1 246V245H0ZM18 246H20L19 244H18ZM18 246H16V247H18ZM25 246H26V244H25ZM101 246H103V245H101ZM161 246V245H160ZM238 246V245H237ZM7 248L5 249V250H7L8 249V245L6 246ZM12 247V246H11ZM10 247V248H11ZM15 247V246H14ZM13 247V248H14ZM28 247V246H27ZM106 247V248H107ZM141 247H143V246H141ZM241 247V246H240ZM1 248V247H0ZM3 248H5V247H3ZM3 248H1L2 250H4ZM9 248V249H10ZM24 248H26V247H24ZM23 248V249H24ZM28 248H30L31 249V247H28ZM58 248V247H57ZM105 248V247H104ZM146 248H148L149 249V247L148 246H146ZM145 247L144 248H142V249H140V252H139V248H138V252H139V255L138 256H135L134 257V262L135 261H139L140 259H142V261H139V263L140 262H143V260H144V257H146V258H148V257H150L151 258V256H149V255H152V254H149V253H147L146 251H145V249H146ZM237 248V247H236ZM244 248V249H243ZM9 249H8V251H9ZM18 249V248H17ZM41 249V248H40ZM103 249V248H102ZM151 249V248H150ZM227 249H229L232 253H234L232 250H231V248H227ZM239 249V248H238ZM45 250V249H44ZM100 250H101V248H100ZM215 250V249H214ZM1 251V250H0ZM11 251V250H10ZM9 251V253L10 254H12L11 252ZM14 251V250H13ZM22 251H24V250H21V254H22ZM26 251V250H25ZM24 251V252H25ZM28 251V250H27ZM26 251V252H27ZM30 251V250H29ZM95 251H97V249H95ZM98 251H99V248H98ZM97 251V252H98ZM107 251V250H106ZM161 251H162V249H161ZM160 251V252H161ZM164 251V250H163ZM162 251V252H163ZM216 251V250H215ZM218 251V250H217ZM6 252V254H8L7 253V251H5ZM89 252V251H88ZM94 252V250L93 251H90L89 253L90 254H94L93 253ZM97 252H96V254H97ZM101 252V251H100ZM100 252H98V253H100ZM235 252V253H236ZM4 253V252H3ZM29 253V252H28ZM27 253V254H28ZM40 253V252H39ZM73 253V252H72ZM89 253H88V255H89ZM107 253V252H106ZM105 253V254H106ZM132 253V252H131ZM136 253L137 252H135V255H136ZM154 255H155V252H152ZM1 254V253H0ZM5 254V253H4ZM3 254V255H4ZM9 254V255H10ZM13 254H14V252H13ZM16 254V253H15ZM29 254H31V252L29 253ZM41 254V253H40ZM74 254V253H73ZM101 254H102V252H101ZM116 254V253H115ZM124 254H126L125 255V257H123L124 258V261H126V264L128 263L127 262V260L128 259H126V258H128V257H126L127 255H129L128 253H124ZM161 254V253H160ZM220 254V253H219ZM24 255H25V253H24ZM67 255V254H66ZM99 255L100 254H98L97 256H91V258L92 257H94V260H93V258H92V261L90 260H88V259H90V257L89 258H87V260H86V262H84V264H99L98 263V261H99V259H100V257H99ZM102 255H104V252H103V254ZM107 255V254H106ZM117 255V254H116ZM121 255V254H120ZM133 256H134V254H132ZM154 255H152V257L154 256ZM222 255V254H221ZM8 256V255H7ZM12 256V255H11ZM23 256V255H22ZM26 256V255H25ZM24 256V257H25ZM36 256V255H35ZM59 257H60V254L58 255ZM90 256V255H89ZM108 256V255H107ZM122 256H123V253H122ZM132 256V257H133ZM158 256V255H157ZM1 257V256H0ZM24 257H23V260H24ZM29 257V256H28ZM64 257H65V255H64ZM84 257V256H83ZM99 257V258H98ZM102 257H104V258H106L107 259V257L104 255V256H102ZM109 257V256H108ZM117 257V256H116ZM119 257V256H118ZM155 257H156V255H155ZM172 257V256H171ZM178 257V256H177ZM180 257V256H179ZM5 258V257H4ZM14 258V257H13ZM77 258H78V256H77ZM85 258H86V256H85ZM111 258V257H110ZM130 258V257H129ZM220 258V257H219ZM17 259V258H16ZM15 258H14V260H16ZM26 260L24 261L26 264H28V260L30 259V262L32 261V263H30V264H35V262L37 263V261H40V259H41V257H40V255L38 256V257H35V258H27V256H26V258H25ZM46 259V258H45ZM76 259V258H75ZM101 259H103V258H101ZM105 259V264H107V261L109 262L110 260H106ZM112 259V258H111ZM113 259H115V257L113 258ZM120 259H122V257L120 258ZM156 259H157V257H156ZM158 259L159 260H162L163 259V256H161V255H159L158 256ZM176 257H173V258H171V261L172 262H175L176 261ZM180 260H178L179 262L181 261V257L179 258ZM13 260V261H14ZM62 260V259H61ZM117 260V259H116ZM115 260V261H116ZM130 260V259H129ZM133 260V259H132ZM148 260V259H147ZM18 261V260H17ZM16 261V262H17ZM69 261V260H68ZM114 261V262H115ZM182 261H183V259H182ZM181 261V263H185V262H182ZM220 261H222V260H220ZM231 261V260H230ZM229 261V262H230ZM8 262V261H7ZM9 262H10V260H9ZM9 262L7 263V264H9ZM15 262V261H14ZM44 262V261H43ZM113 262V263H114ZM120 262H122V260L120 261ZM119 261L118 262H116V263H120ZM144 262H146L145 260H144ZM171 262V263H172ZM228 262V263H229ZM236 262V261H235ZM237 262H238V259H237ZM236 262V263H237ZM238 262V263H239ZM1 263V262H0ZM110 263V262H109ZM112 263V262H111ZM115 263V264H116ZM123 263V262H122ZM121 263V264H122ZM129 263H131V262H129ZM139 263H137V264H139ZM161 263V262H160ZM213 263V262H212ZM220 263V262H219ZM231 263V262H230ZM229 263V264H230ZM12 264V263H11ZM14 264V263H13ZM102 264H104L103 262H102ZM124 264V263H123ZM132 264V263H131ZM136 264V263H135ZM187 264V263H186Z\"/></svg>","mask_w":264,"mask_h":264}]
</instances>
